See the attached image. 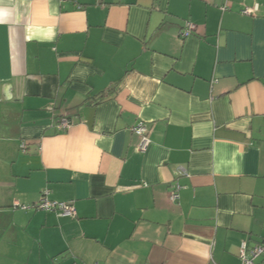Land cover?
<instances>
[{
  "label": "crops",
  "instance_id": "obj_1",
  "mask_svg": "<svg viewBox=\"0 0 264 264\" xmlns=\"http://www.w3.org/2000/svg\"><path fill=\"white\" fill-rule=\"evenodd\" d=\"M4 5L0 264H241L264 240V0ZM44 190L75 216L33 209Z\"/></svg>",
  "mask_w": 264,
  "mask_h": 264
},
{
  "label": "built area",
  "instance_id": "obj_2",
  "mask_svg": "<svg viewBox=\"0 0 264 264\" xmlns=\"http://www.w3.org/2000/svg\"><path fill=\"white\" fill-rule=\"evenodd\" d=\"M65 1V0H61ZM257 11V8H244L241 11L243 15H251ZM195 30V26L190 22H185L183 28L179 31L181 37L189 36ZM75 120H68L65 118L60 119L56 127L60 130H66L69 127L75 124ZM131 131L136 134L139 138L138 151L145 152L149 145L148 130L145 124L141 121L137 122L131 128ZM25 145L22 144L21 148H24ZM178 187L170 193L169 199L172 202H176L178 199ZM48 191L44 190L42 192L41 198L36 205L33 206L35 210L41 211H55L61 217H73L75 216V208L72 203H64L57 201H50L47 198ZM23 209H26L25 206H22ZM238 258L241 261V264H261L258 260L264 263V240L253 245H249L247 242L243 241L239 245Z\"/></svg>",
  "mask_w": 264,
  "mask_h": 264
},
{
  "label": "clouds",
  "instance_id": "obj_3",
  "mask_svg": "<svg viewBox=\"0 0 264 264\" xmlns=\"http://www.w3.org/2000/svg\"><path fill=\"white\" fill-rule=\"evenodd\" d=\"M0 3H3V0H0ZM9 15H10V11L7 5L0 7V23L6 22Z\"/></svg>",
  "mask_w": 264,
  "mask_h": 264
}]
</instances>
